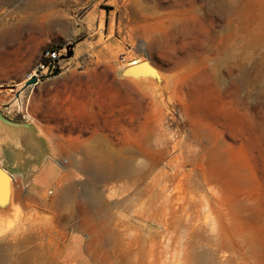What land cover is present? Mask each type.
Returning a JSON list of instances; mask_svg holds the SVG:
<instances>
[{
    "label": "rangeland",
    "instance_id": "1",
    "mask_svg": "<svg viewBox=\"0 0 264 264\" xmlns=\"http://www.w3.org/2000/svg\"><path fill=\"white\" fill-rule=\"evenodd\" d=\"M68 45L34 103L66 148L59 176L10 211L15 184H0V258L264 264V0H0L5 117L34 122L24 82L46 47ZM132 59L157 74H121ZM70 95L92 100L59 113ZM86 128L102 134H57ZM97 154L114 175L89 170Z\"/></svg>",
    "mask_w": 264,
    "mask_h": 264
},
{
    "label": "crops",
    "instance_id": "2",
    "mask_svg": "<svg viewBox=\"0 0 264 264\" xmlns=\"http://www.w3.org/2000/svg\"><path fill=\"white\" fill-rule=\"evenodd\" d=\"M38 84L39 83L31 85L25 89V94L28 93V100L31 103V118L34 121L29 127L13 126L0 120V165L12 174L13 187L15 184L14 196L11 201V207L9 206V211L13 210V206L16 204L26 207L29 203H36L34 200L38 196L40 197L45 182L49 178L55 179L59 176V172L54 168V166L58 167L59 161L54 158L53 155L61 156L66 150L63 146V141L58 140L54 143L50 138V135H52L49 132L50 124L35 122L39 120V117L37 116L34 103L38 98H43L42 95H39V97L37 94L35 95V90L38 88ZM55 99L63 104L57 109L59 110L58 112L66 114L72 112V104H74V100L82 101L86 99L88 103L92 100L90 97H85L81 100L80 97L72 95L67 97L56 96ZM0 110L4 114L6 113L3 108H0ZM25 110L26 112L28 111L27 102ZM85 110L87 112L93 111L96 113L100 112L102 108L94 105L88 106L86 109L83 107L82 111ZM57 134L63 137L85 135L88 137L83 140V143H86L87 141H92L91 137L98 136L102 133L91 131L89 128H86L85 132H80L79 134L71 131L57 132ZM69 141L70 140L68 139L67 142ZM110 160L112 161L111 158ZM115 165L120 166L118 164ZM24 183H27V189H25V191H20L18 185L21 186ZM1 207L2 205L0 201V212H2Z\"/></svg>",
    "mask_w": 264,
    "mask_h": 264
},
{
    "label": "bare ground",
    "instance_id": "3",
    "mask_svg": "<svg viewBox=\"0 0 264 264\" xmlns=\"http://www.w3.org/2000/svg\"><path fill=\"white\" fill-rule=\"evenodd\" d=\"M135 63H138V61L136 59H132L130 62V65L135 64ZM102 161H104V158H103V156H100L99 154L89 156L88 161H87L89 170L93 169L92 171L95 172L97 178L112 176L117 172V169H113L112 167H108L107 165L103 164L104 162H102ZM125 174H129L128 167L125 171ZM0 176H1V174H0ZM7 196L8 197L5 200H7L9 203H11L14 194H11V192H10V193H8ZM64 199H67V195L64 197ZM83 201L88 207L95 206L99 202L98 193L93 190L88 195V193L85 192V195L83 197ZM79 226L81 228H86L85 221L80 220ZM0 264H59V263L57 262V260L45 261L42 259H22V258H17V259H7V258L4 259L3 258V259H1L0 258Z\"/></svg>",
    "mask_w": 264,
    "mask_h": 264
},
{
    "label": "water",
    "instance_id": "4",
    "mask_svg": "<svg viewBox=\"0 0 264 264\" xmlns=\"http://www.w3.org/2000/svg\"><path fill=\"white\" fill-rule=\"evenodd\" d=\"M66 48H67V52L63 57L69 58L72 56V53H73L72 45H68ZM136 69L142 70L143 73H140V74L145 73V75H146L148 72L152 73L153 75L157 74L156 69L148 62V60H140L138 63L132 64V65H126L125 67L122 68L121 74L124 75V74L133 73L132 75H137L136 72H134V70H136ZM58 72H59V69L55 68L52 71V73H49L45 77H50L52 75L57 74ZM37 82H38V80H37V77L35 75L28 76L27 80L24 82L22 90L24 88L31 86V85L37 84ZM18 94H19V91L16 93V95H18ZM0 120L6 124L18 126V127H28L31 125L30 123L12 121L11 119L5 117L1 111H0ZM0 174L3 176V179L0 178V184L5 185V187L6 186L9 187L11 181L13 180L12 174L10 172H8L7 170H5L1 165H0ZM0 190L3 191L4 187L1 188ZM2 199H3V197H2Z\"/></svg>",
    "mask_w": 264,
    "mask_h": 264
},
{
    "label": "built area",
    "instance_id": "5",
    "mask_svg": "<svg viewBox=\"0 0 264 264\" xmlns=\"http://www.w3.org/2000/svg\"><path fill=\"white\" fill-rule=\"evenodd\" d=\"M66 47H46L42 53L39 61L36 63L32 69L29 76L35 75L37 80L41 82L46 75L52 73L55 68L59 70L65 65V60L63 56L66 54Z\"/></svg>",
    "mask_w": 264,
    "mask_h": 264
}]
</instances>
